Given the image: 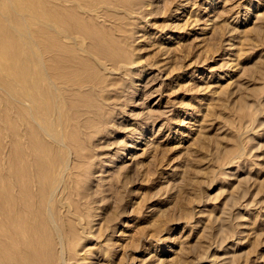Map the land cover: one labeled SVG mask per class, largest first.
Listing matches in <instances>:
<instances>
[{
  "label": "rangeland",
  "instance_id": "rangeland-1",
  "mask_svg": "<svg viewBox=\"0 0 264 264\" xmlns=\"http://www.w3.org/2000/svg\"><path fill=\"white\" fill-rule=\"evenodd\" d=\"M0 1H2L0 2V16L3 15L0 18L2 21H0V26H5V29L8 27L12 33L14 32V36L21 38L20 42L18 38V43L23 48L20 50L19 56L15 58L16 60L13 61L15 62L13 67H20L22 63L23 66L28 65L26 67L28 82L35 80L34 84L37 83L35 89L34 84L30 87L34 97L29 85L24 86L20 78V84L18 83L19 80L17 81L18 78L13 72L11 63L14 59H11L12 57L6 53L8 50L4 48L7 51H0V53L2 52L0 54L2 65H0V77L3 73V78H0L2 80H0V136L3 134L0 137V141L3 139L0 142V158H3L2 161L0 159L3 162V165L0 162V172L2 174L4 171V174L9 173L13 179L11 180L7 175L10 180L8 179L6 184L9 186L13 184L10 189L8 185L4 186L6 177L3 176L4 174H0L3 176H0L2 184L4 183L0 186L10 189L11 194H8L9 191H6L4 187H0V192L2 191V194L0 193L2 196H0V214L2 212L0 222L2 224L0 226L4 229V232H1L3 229L0 227V234H7H2L5 236L0 239L2 238L4 241H0L2 243L6 241L11 249L10 251L7 244L8 249H3L6 248L5 245L0 244L3 246L0 254H5L0 257H6L8 251L14 254L19 250L15 253V257L19 253L17 258L14 255L12 257L9 252L12 257L10 264H13L16 259L20 261L19 264L24 262L26 264V260L30 263L35 256L41 261L40 264H48L46 262L49 260L51 264L55 263V260L59 264H64V262H66L65 264H264V0H129L131 2L117 0L125 4L128 3V6L136 9L133 12V17L127 16V19L124 17L118 21L120 22V31L116 29L113 31L114 33L108 19L101 17L95 20L99 24L106 25V28H102L103 34L105 29L111 30L107 38L110 44L101 42L102 39L98 35L96 38L94 35V37L88 38L79 34L78 31L81 29L77 30L79 26L75 25V22L79 21L78 14L77 17H73V20L70 19L71 25L73 22L74 26H72L74 29L76 28L77 40L72 38L69 40L64 35L62 37L65 41H61V37V42L57 39V43L64 46L65 49L66 45H69L70 48L72 45H78L72 48L74 50L69 51L68 47L66 52L64 49L66 56L76 49L75 53L72 52L71 56H68L72 60L65 56L57 43L52 44L48 41L52 37L53 39L57 38L56 29L46 28L39 19L29 14V10H27L28 12L24 11L23 14L10 13L9 8L17 6V2L14 0ZM135 1L139 4L134 5ZM49 6L48 3L47 15L52 16L54 9ZM50 8H52V12ZM24 13H28L31 18ZM82 16H84L83 19ZM75 17L78 20L74 19ZM80 17L83 23L90 18L85 15ZM46 20L48 21L47 18H45ZM22 21L25 23V30H28L29 35L21 36L18 33L16 28L23 29L22 26L19 27L22 25ZM89 21L91 22L93 19L91 18ZM38 23L39 26H44L48 30H46L47 33L45 31H41V34L37 33L39 31ZM34 30L36 32H32ZM52 31L55 32V36H52L54 35ZM35 33L36 36L39 34L38 41ZM45 37L49 39L47 40ZM97 38L99 40H96ZM0 39H3L1 34ZM43 39L45 43L50 44L49 46H55L56 50H52L53 52L56 51V54L60 52L61 56L66 57V61L69 59L70 63L63 60V57L61 59L60 54L54 53V55L52 52H47L48 45H45ZM77 41L79 42L76 43ZM38 42L41 43V46ZM52 42H56V40H52ZM90 42L93 45L95 42L97 43L94 47L95 50L98 49L95 54L86 52L92 45H87ZM43 45L47 46L45 47L47 53L43 52ZM100 45L102 49H100ZM105 45L108 48L106 50ZM77 52L81 54H77ZM103 52H108V54L104 55ZM23 54H25V61L23 59L25 63L21 59ZM31 54L35 55L32 57ZM79 54L83 55L82 57H85L86 61L84 59L79 61L80 56L77 58ZM2 55L3 61H1ZM51 56L54 59H50ZM55 56L57 58L60 56L58 61ZM104 56L106 58H102ZM27 57L29 58L26 59ZM29 59L31 60L29 61ZM76 60L85 67L87 72L83 69L84 67L81 70L82 66L80 67ZM27 61L32 63L30 64L32 66L29 67ZM19 62L21 65H18ZM71 62L73 67H71ZM91 63H93L94 69H91L93 67ZM77 65L80 68L78 70L76 69ZM74 66L76 67L74 68ZM42 67L44 68L42 69ZM86 67H90V71ZM16 68L15 70H17ZM72 69L78 77L74 76ZM80 70H84L87 74L84 75V72L80 74ZM92 70L95 71L92 73ZM102 71H104V75ZM38 73H41V78L40 75H36ZM105 73H108V76ZM47 74H49V79ZM64 76L67 77V81ZM68 76L70 79L73 77L75 82ZM6 77L12 85L4 86V83L7 82L4 79ZM81 77H86V80L84 78L80 80ZM38 78L43 84L37 80ZM62 79L67 84L69 82L71 84L69 83L68 86ZM101 79L105 81L100 83ZM111 79H116V81ZM81 81L84 83L82 84ZM97 81L99 84L96 83ZM13 83L20 92L28 87L29 91L24 90L27 93L22 95L24 101L21 100L22 92H18L16 88L13 89ZM16 83L19 85L17 86ZM5 87L12 89H4ZM11 92L14 98L11 96ZM26 94L29 96L31 94L30 97H27L28 99L26 98L28 102L24 99ZM11 99L13 102L16 100L17 108L14 107ZM49 100L52 101L49 102ZM27 104L29 106H26ZM51 104L54 105L55 112ZM19 105L21 108H24L23 105H25L26 109H20ZM6 107H10V109ZM27 107L33 109L30 112L32 118L29 116V111L26 113ZM58 107L60 110L57 109ZM29 108L28 110H30ZM18 109L21 110V113ZM5 110H10L11 113ZM5 113L6 115H4ZM22 113L27 117L22 116ZM51 113H53L52 117ZM48 115L50 118L47 117ZM6 116L9 120L13 118L18 123L16 124L12 119L13 121L10 120V122L12 121L14 125L9 127L10 122ZM21 116L24 119L29 118L30 121L27 119L29 124L26 122V125ZM16 127L20 133H24L22 138L21 135L20 138H17L19 133L12 134L15 133ZM32 130L34 132H31ZM29 132L32 135L28 134ZM47 132L52 133V136ZM33 133H35V137L32 138ZM15 138L18 139L16 140L18 143L15 142ZM39 138H42L41 141L44 140L42 142L45 144H41V141L39 143ZM21 139L26 146L22 144ZM19 140L22 143H19ZM12 141L16 148L22 144V148H20L21 145L18 147L21 152L17 150L18 148L9 147ZM4 142L6 143L4 144ZM38 143L40 146L43 145L42 149L46 158L43 155L40 156L39 152L42 150ZM33 146L37 147L36 149L39 147L37 154V150L35 149L34 152ZM9 148L12 150L10 151ZM47 148L50 149L47 150ZM23 149L25 150L23 151ZM45 149L47 153L44 151ZM18 151L20 156L25 153L24 157L22 156L23 159L16 155ZM10 153L12 156L9 158ZM13 153H16L15 157L22 160L14 158ZM38 156L41 157L39 158L42 159V162H38L40 160ZM49 157H51L50 160ZM6 159L12 161L13 164L9 163L12 168L19 161L17 167H22L21 169L14 167L17 168L15 170L19 169V173L23 169L29 175L28 178L32 176L31 180L34 182L30 178L28 179L25 173V175L22 174L23 170L19 174L14 173ZM23 160L30 162V165ZM51 160H54V163L58 160L56 167H54V163L49 166ZM24 165L31 166V169L28 167L30 171ZM37 165L39 170H37ZM41 165L45 167L41 168ZM57 167L58 169H55ZM43 169L46 171L45 174L42 172L39 174L40 171H44ZM47 169L50 171L51 174L48 172L50 175L47 173ZM35 171H38L36 172L37 176ZM62 173L65 177L61 176ZM18 175H21V178ZM22 175H24L25 183ZM39 175L43 178L40 181ZM15 178L20 180L23 178L22 183L18 179V185ZM41 181L42 185H46L48 188L40 186ZM23 183V187L20 186ZM31 184L32 186H30ZM25 185H28L27 188L29 187L30 190H28L31 193L28 192ZM38 185L40 188L37 189ZM18 186L22 188L20 189L23 194L18 190ZM43 187L49 189L47 192L49 194ZM23 188L25 189L23 190ZM41 188L45 192L40 191ZM11 190L14 192L12 193ZM37 191L44 193V196L41 193L42 196H39ZM32 192L35 193L36 199ZM7 194L10 195V199ZM20 195L28 196V200L21 199ZM40 197L41 200L44 197V200L46 202L48 200V202L41 201ZM11 199L13 201H10ZM32 199L35 201L30 203ZM23 200L25 202L27 200V202L25 203ZM13 202H16L13 204L14 207L11 206ZM37 202L38 204H36ZM41 203L49 208L45 207L44 209ZM48 203L49 206H47ZM51 203L53 204L51 205ZM20 207H23L22 210L25 209V213L21 212ZM28 207H32L33 214L38 217L31 216L32 213H29L31 208L27 212ZM14 208L20 209L13 210ZM41 208L42 210H39ZM18 210H21L22 216L20 212L15 214V211ZM38 211L39 213H37ZM40 211H43L42 214ZM7 214L8 216H5ZM19 215L22 218L25 216L23 219L26 221L21 220ZM41 215L43 218L39 217ZM59 217L64 223L58 220ZM28 218L33 221L30 219L28 221ZM39 218L45 221L44 224H42V220L40 222ZM18 219L20 223L28 221L25 223L27 225L23 224V226L32 229L38 227L41 235L46 233L42 236L43 239L40 237L41 235L38 236L40 233H36L39 230L36 229L37 231L33 232L35 229L27 228V230L20 227L23 222L18 228L16 226L19 224ZM49 221L51 225H49ZM67 222L68 224H66ZM31 223L33 227H31ZM34 224L38 226L36 227ZM42 226L46 231L42 230ZM54 228L57 230L56 237L54 232H51L54 231ZM18 229H20L19 232L26 230L24 233H19ZM74 232L76 233L74 234ZM71 233L74 234V237L71 236ZM73 238L76 243H73ZM53 239H56L55 242ZM33 240H36L38 244ZM41 240H43L44 244H41L44 246L39 244ZM50 240L52 241L50 242ZM66 243L71 244L69 246ZM19 244L23 249L17 247ZM36 244L39 247L38 250ZM49 244L52 245V249H49ZM61 246L65 249H61ZM66 246H69L71 250L69 247L66 249ZM47 247L50 253H47L49 251ZM39 249H41V254H39ZM4 250L6 253L3 252ZM23 250L26 252L28 250L27 253L30 251V254L35 251L36 255L33 256L34 253L28 255L25 252L30 257L25 254L23 256L21 253L24 252ZM45 250L48 251L44 253ZM55 253L57 258H55ZM45 254H48V257ZM44 255L49 259H46V262L43 258ZM52 257L53 262H51ZM6 259L8 261L11 258ZM6 259L0 258V261L3 260L6 263Z\"/></svg>",
  "mask_w": 264,
  "mask_h": 264
},
{
  "label": "bare ground",
  "instance_id": "bare-ground-1",
  "mask_svg": "<svg viewBox=\"0 0 264 264\" xmlns=\"http://www.w3.org/2000/svg\"><path fill=\"white\" fill-rule=\"evenodd\" d=\"M9 1H11V0H9ZM113 1H115V0H14V2H17V6H16V7H15V6H11V7L9 8V10H10V13H12V12L14 13V12H15V13H19V14H21V13L23 14L24 11L29 10V11H30L29 14H30L32 17H34V18H36V19H39V20L41 21V23L44 24V25L46 26V28H48V29H56V30H55V31H56V34H57V35H56V36H57L56 39H55V38L53 39V37H52L50 40H48L49 38L47 39V38L45 37V39H47V40H48L50 43H52V44H53V43H57L58 40L60 41V38H61L62 36H64V35H65V37H68L69 40H70V38H72V39H74V40H77V37L75 36L76 28H75V29L73 28V26H74L73 24H74V23L72 22V25H73V26L71 25V20H73V17H74V16L77 17V14H78V17H77V18L79 19V21H78V23H76V22H77V21H76V22H75V25L79 26V28H77V30L81 29V31H78V33L80 32L79 34H82V35H84V36H86V37H88V38H89V37L92 38L93 35H94L95 38H96V36L98 35V37H101V39H102V41L100 40L101 42H103V43H105V42L109 43L110 41L107 40V38H108V36H109L111 30H110V29H105V30H104V34H105V35H104V34H103V31H102V28H106V27H105L106 25L104 26V24H99V23H97L95 20L98 19V18H101V17H102V18H106V19H108V20L110 21V23H111V25H112V32H113L114 30H116V29H117L118 31H120V30H119V29H120V26H119V23H120V22H118V21H119L120 19L124 18V17H126V19H127V16H128V17L130 16V18L133 17V16H132V15H133V12H135L134 10L136 9V8H135V9L132 8L131 6H128V5H127L128 3L125 4L124 2H121V1L118 2L117 0H116V2H113ZM122 1H123V0H122ZM128 1H129V0H128ZM128 1L126 0V2H128ZM0 2H2V1H0ZM12 2H13V1H12ZM12 2H11V3H12ZM129 2H131V1H129ZM48 3H49V5H50L49 7H53V9H54L52 16L47 15V11H49V10H48ZM71 3H73V4H71ZM136 3H138V2L135 1V4H134V5H136ZM130 4L132 5V3H130ZM138 4H139V3H138ZM182 4H184V3H182ZM52 5H53V6H52ZM67 5H68V6H67ZM134 5H133V6H134ZM130 7H131V8H130ZM51 9H52V8H50V10H51ZM78 9H79V10H78ZM80 9H81V10H80ZM139 9L141 10V7H140ZM46 10H47V11H46ZM142 10H143V9H142ZM78 11H81V12H78ZM0 12H1V11H0ZM27 12H28V11H27ZM51 12H52V10H51ZM137 12H138V10H137ZM79 13H83V14H80V15H79ZM24 14H25V13H24ZM29 14L26 13L25 15L29 16ZM136 14H137V13H136ZM141 14H142V13H141ZM50 15H51V14H50ZM81 15H85V16H87V17H90V18H88L89 20H91V18H92V19H93V21H91L92 23H91L89 20H87V19H86L87 21H84V23H83V20H80V18H81L80 16H81ZM137 15H138V14H137ZM45 16H46V17H45ZM2 17H3V15H2ZM2 17L0 16V18H2ZM29 17H30V16H29ZM44 17L47 18L48 21H47V20L45 21V18H44ZM76 17H75L74 19H77ZM79 17H80V18H79ZM83 17H84V16H82V19H83ZM107 17H108V18H107ZM4 18H5V16H4ZM30 18H31V17H30ZM137 18H138V17H137ZM70 19H71V20H70ZM78 19H77V20H78ZM2 20H4V19H2ZM15 20H16V19H15ZM0 21H1V19H0ZM69 21H70V22H69ZM81 21H82V22H81ZM94 21H95V22H94ZM121 21H124V20H121ZM125 21L127 22V21H129V20H125ZM1 22H2V21H1ZM22 22H23V21H22ZM36 22H37V21H36ZM99 22H100V21H99ZM101 22H102V21H101ZM3 23H4V22H3ZM27 23H28V22H27ZM102 23H103V22H102ZM128 23H129V22H128ZM32 24H33V23H32ZM78 24H79V25H78ZM126 24H127V23H126ZM126 24H124V25L126 26ZM24 25H25V23L23 22L22 25L19 26V27L22 26V28H23L22 30H21L20 28H16V29L19 31L18 33L21 34V36L24 35V34H25L24 36H26V34L29 35L28 30H25V27H26V26H24ZM37 25H38V27H37V26H36V27L39 29V31H38V29L36 30V28H34L36 31H38L37 33L41 34V31H43V32L45 31V32H46L47 29H45L44 26H43V27L39 26V25H40L39 23H38ZM120 25H121V24H120ZM122 25H123V24H122ZM132 25H135V24L132 23ZM138 25H139V24H138ZM31 26H32V25H31ZM34 26H35V25H34ZM27 27H28V26H27ZM39 27H40L41 29H40ZM128 27H129V25H128ZM138 27H139V26H138ZM58 28H60V29H58ZM123 28H124V26H123ZM8 29H9L8 27L5 29V26H3V27L0 26V34H1L2 38H3V39H0V42H1V44H0V51L2 50V51L4 52V51H7V50H8V52H6V53L9 54L10 57H12L11 59H14V60L11 61V63H12V67H13V63H15V62H13V61L16 60L15 58H17V57L19 56L20 50H22L23 48H22L21 45L18 43V38H19V37H18V36H14V32L12 33V31H11L10 29H9V30H8ZM11 29H13V28L11 27ZM27 29H28V28H27ZM30 29H32V28H30ZM125 29H128V28H125ZM35 30L32 31V32H36ZM106 30H107V31H106ZM128 30H129V29H128ZM8 31H10V33H8ZM47 31H48V30H47ZM101 31H102V32H101ZM26 32H27V33H26ZM49 32H50V31H49ZM49 32H48V33H49ZM125 32H126V30H125ZM11 33H12L13 35H12ZM16 33H17V32H16ZM46 33H47V32H46ZM46 33H45V34H46ZM52 33H53V31H52ZM52 33H49V34H52ZM108 33H109V34H108ZM113 33H114V32H113ZM9 34L11 35V37H10ZM33 34H34V33H33ZM39 34H37V36H36V33H35V36H36V38H37V41H38V35H39ZM42 34H44V33H42ZM53 34H54V35H52V36H55V32H54ZM120 34H121V33H120ZM125 34H126V33H125ZM127 34H128V32H127ZM30 35H31V34H30ZM116 35H118V34H116ZM40 36H45V35H40ZM40 36H39V38L42 39V37H40ZM80 36H81V35H80ZM94 36H93V37H94ZM14 37H16V38H14ZM31 37H32V35H31ZM47 37H48V35H47ZM110 37H111V36H110ZM124 37H125V36H124ZM81 38H82V37H81ZM20 39H21V38H19V42L21 41ZM57 39H58V40H57ZM72 39H71V41H73ZM52 40H54V41L56 40V42H52ZM62 40H63V42L65 41V40L63 39V37H62L61 41H62ZM96 40H99V38H97ZM118 40H119V39H118ZM126 40H127V39H126ZM26 41H29V40H26ZM42 41L44 42V39H43ZM61 41H60V42H61ZM67 41H68V40H67ZM71 41H69V42L71 43ZM79 41H80V40H79ZM79 41H77L76 43H78ZM90 41H92V40H90ZM23 42H24V41H23ZM39 42H41V41H39ZM39 42H38V43H39ZM73 42H74V41H73ZM81 42H82V41H81ZM31 43H32V42H31ZM41 43H42V42H41ZM41 43H39L40 46H41ZM44 43H45V42H44ZM66 43H67V42H66ZM84 43H85V42H84ZM97 43H98V44H101L99 41H97ZM97 43L95 42L94 44L97 45ZM107 43H106V44H107ZM116 43H117V42H116ZM124 43H125V42H124ZM126 43H127V42H126ZM33 44H34V43H33ZM46 44H47V43H45V45H46ZM74 44H75V42H74ZM79 44H80V43H79ZM90 44L93 45L92 42L88 43L87 45H90ZM109 44H110V43H109ZM109 44H107V45H109ZM128 44H129V43H128ZM47 45H48V47L43 45V46H44V49L42 48V49H43V52H44L45 49H46L45 47H47V52L49 51V52H52L53 54H54V53L56 54V51L53 52L54 50H56V49H54L55 46H54V47H53V45L49 46L50 44H47ZM57 45L60 46L59 43H57ZM92 45H91V47H89V49H88L86 52L89 51L90 53L95 54V51L98 50V49L96 48V50H95L94 47H96V46L93 45V47H92ZM101 45H102V44H101ZM101 45H100V47H101ZM116 45H117V44H116ZM23 46H24V45H23ZM33 46H34V45H33ZM35 46H36V44H35ZM43 46H42V47H43ZM75 46H76V45H74V46L72 45V47L70 48L69 45H68V46L66 45V46H65V47H67L66 49L64 48V46H60V49L62 50V52H64V49H65V51L67 52L68 47L70 48V49H69V51H70V50H71L72 48H74ZM77 46H78V45H77ZM77 46H76V47H77ZM81 46H82V45H81ZM129 46H131V45H129ZM19 47H21V48H19ZM27 47H28V45H27ZM56 47H57V46H56ZM62 47H63V49H62ZM97 47H98V46H97ZM108 47H109V46H108ZM120 47H121V46H120ZM4 48H6L7 50L4 49ZM28 48H29V50H30V47H28ZM31 48H32V47H31ZM57 48H58V47H57ZM104 48H105V50L108 49L106 45H105ZM114 48H115V47H114ZM125 48H127V47L125 46ZM34 49H35V48H34ZM42 49H41V50H42ZM58 49H59V48H58ZM58 49H57V50H58ZM60 49H59V50H60ZM80 49H81V48H80ZM80 49H79V50H80ZM93 49H94V50H93ZM100 49H102V47H101ZM24 50L26 51L27 49H24ZM29 50H27V51H29ZM36 50H38V49H36ZM52 50H53V51H52ZM59 50H58V52H59ZM72 50H74V49H72ZM83 50H84V49H83ZM105 50H104V51H105ZM116 50H118L117 47H116ZM30 51H31V50H30ZM30 51H29V52H30ZM69 51H68V52H69ZM75 51H76V49H75ZM75 51H72V52L75 53ZM84 51H85V50H84ZM102 51H103V50H102ZM107 51H108V50H107ZM111 51H113V50H111ZM121 51H123V50L121 49ZM23 52H24V51H23ZM32 52L35 53L34 51H32ZM32 52H31V53H32ZM36 52H37V51H36ZM47 52L45 51V53H47ZM66 52H64V53H65V56H66ZM72 52L69 53L70 56H71V53H72ZM109 52H110V51H109ZM1 53H2V52H1ZM1 53H0V54H1ZM26 53H27V52H26ZM78 53H80V52H77V54H78ZM100 53H101V52H100ZM103 53H104V52H103ZM103 53H102V54H103ZM106 53L108 54V52H106ZM106 53H104V55H106ZM122 53H123V52H122ZM21 54H22V52H21ZM21 54H20V56H21ZM55 54H54V55H55ZM57 54L59 55L60 52L57 53ZM57 54H56V55H57ZM80 54H81V53H80ZM80 54L77 55V58H78V56H80L82 59L79 57L78 60H79V61H83V59H84L85 57L83 58V57H82L83 55L81 56ZM110 54H111V52H110ZM23 55H24V56H23ZM23 55H22V57H21L22 61H23V59H24V57H25V54H23ZM31 55H32V57H33V55H35V54H31ZM61 55H62V54H60V56H61ZM69 55H67L66 57L71 59V57H68ZM74 55H75V54H74ZM99 55H101V54H99ZM115 55H116V54H115ZM5 56H6V55H5ZM28 56H29V55H28ZM45 56H46V55H45ZM49 56H50V55H49ZM60 56H58V58H60ZM85 56H86V55H85ZM89 56H90V55H89ZM34 57H35V56H34ZM42 57H43V56H42ZM55 57H56V56H55ZM62 57H63V60H65L66 57L64 58V56H61V59H62ZM75 57H76V56H75ZM75 57H74V58H75ZM86 57H87V56H86ZM115 57H116V56H115ZM2 58H4L3 55H2V57H1V61H3ZM8 58H9V57H8ZM28 58H29V57H27L26 59H28ZM36 58H37V57H36ZM46 58H47V57H46ZM46 58H45V60H47ZM56 58H57V57H56ZM56 58H55V59H56ZM58 58H57V61H58ZM102 58H106V57L104 56V57H102ZM107 58H108V57H107ZM6 59H7V58L5 57V60H6ZM9 59H10V58H9ZM9 59H8V60H9ZM31 59H32V58H31ZM31 59H29V61H30ZM33 59H34V58H33ZM37 59H38V58H37ZM50 59H54V58H52V56H51ZM87 59H89V58H87ZM93 59H95V57H93ZM43 60H44V59H43ZM59 60H60V59H59ZM71 60H72V59H71ZM84 60L86 61V59H84ZM90 60H91V59H90ZM107 60H108V59H107ZM109 60H110V58H109ZM117 60H118V59H117ZM6 61H7V60H6ZM22 61H21V62H22ZM24 61H25V59H24ZM24 61H23V62H24ZM35 61H38V60H35ZM35 61H33V62L36 63ZM39 61H40V60H39ZM47 61H48V60H47ZM51 61H52V60H51ZM65 61H66V60H65ZM65 61H64V62H65ZM73 61H74V59H73ZM73 61H72V62H73ZM85 61H84V63L88 65V63L85 62ZM87 61H88V60H87ZM114 61H115V60H114ZM7 62H8V61H7ZM7 62H6V64H7ZM27 62H28V61H27ZM60 62H61V61H60ZM62 62H63V61H62ZM62 62H61V63H62ZM66 62L70 63V62H69V59H68ZM72 62H71V63H72ZM76 62H78V61L76 60ZM92 62H94V61L92 60ZM16 63H17V62H16ZM24 63H25V62H24ZM46 63H47V62H46ZM56 63H57V62H56ZM74 63H75V62H74ZM78 63H79V66L81 67L82 64L80 65V62H78ZM78 63H77V64H78ZM82 63H83V62H82ZM84 63H83V64H84ZM89 63H90V62H89ZM102 63H103V61H102ZM112 63H113V62H112ZM28 64H29V67L32 66V65H30V64H32V63L28 62ZM51 64H52V63H51ZM57 64H58V63H57ZM75 64H76V63H75ZM92 64H93V63H91V65H92ZM95 64H97V63L95 62ZM114 64H115V63H114ZM0 65H1V63H0ZM3 65H4V64H3ZM16 65H17V64H16ZM18 65H21L20 62H19ZM18 65H17V66H18ZM46 65H47V64H46ZM87 65H86V66H87ZM1 66H2V65H1ZM27 66H28V65H27ZM27 66H26V65L23 66V63H22V65H21L20 67H17V68H16V66H15V68H16L17 70H15V68L13 67L14 71H13V70H12V71L14 72V74H16V76H17V78H18L17 81L19 80L18 83L20 84V79H21V83L24 84V86H25V85H26V86L29 85V89L31 90L30 87L33 86L35 80H31V81H33V82H31V81L28 82V73L26 74V67H27ZM38 66H40V65L38 64ZM38 66L36 65V69H37ZM55 66H56V65H55ZM57 66H58V65H57ZM60 66H61V65H60ZM62 66H64V65H62ZM65 66H69V65H66V64H65ZM77 66H78V65H77ZM79 66H78V68H76L77 70L80 69ZM92 66H93V67H91V69H92V68L94 69V65H92ZM116 66H118V65H116ZM5 67H6V66H5ZM29 67H28V69H29ZM33 67L35 68V65H34ZM52 67H53V66H52ZM69 67H70V66H69ZM71 67H73V63H72V65H71ZM75 67H76V66H74V68H75ZM83 67H84V66L81 67V70H82ZM100 67H101V66H100ZM104 67H105V66H104ZM104 67H103V68H104ZM109 67H110V66H109ZM124 67H125V66H124ZM9 68H10V66H9ZM34 68H33V69H34ZM39 68L41 69V67H39ZM43 68H44V67H42V69H43ZM60 68H61V67H60ZM64 68H66V67H64ZM86 68H87V67H86ZM89 68H90V67H88L87 70H88ZM110 68H112V67H110ZM118 68H120V67H118ZM7 69H8V66H7ZM18 69H19V70H18ZM45 69H46V68H45ZM55 69H56V68H55ZM58 69H59V68H58ZM61 69H62V68H61ZM83 69L86 71L85 67H84ZM65 70H66V69H65ZM81 70H80V74H81L82 72H84V70H83V71H81ZM95 70H96V69H95ZM95 70H92L91 72L93 73ZM103 70H104V69H103ZM9 71H11V70H9ZM33 71L35 72V70H33ZM51 71H52V70H51ZM56 71H57V70H56ZM73 71H74V70L72 69V73L74 74ZM89 71H90V69H89ZM108 71H109V70H108ZM7 72H8V71H7ZM30 72H31V71H30ZM34 72H33V73H34ZM66 72H67V71H66ZM68 72H69V70H68ZM68 72H67V73H68ZM75 72H76V71H75ZM86 72H87V71H86ZM91 72H90V73H91ZM98 72H100V71L98 70ZM117 72H119V71H117ZM117 72H116V73H117ZM9 73H10V72H9ZM35 73H36V72H35ZM35 73H34V74H35ZM56 73H57V72H56ZM58 73H59V72H58ZM78 73H79V72H78ZM90 73H88V74L90 75ZM92 73H91V75H92ZM102 73H103V75H104V71H102ZM102 73H101V74H102ZM10 74H12V73H10ZM45 74H46V72H45ZM60 74H61V73H60ZM62 74H63V72H62ZM62 74H61V75H62ZM70 74H71V73H70ZM86 74H87V73H86ZM86 74H85V72H84V75H86ZM105 74H106V73H105ZM7 75H8V74H7ZM12 75H13V74H12ZM12 75H11V77H12ZM30 75L32 76V73H31ZM36 75H40V78H41V73H40V74L38 73V74H36ZM43 75H44V74H43ZM51 75H52V74H51ZM61 75H60V76H61ZM75 75L77 76V74H74V76H75ZM82 75H83V74H82ZM94 75H95V74H94ZM103 75H102V76H103ZM106 75L108 76V73H107ZM106 75H105V76H106ZM2 76H3V73H2ZM2 76L0 77L1 79L3 78ZM4 76H6V75H4ZM9 76H10V75H9ZM14 76H15V75H14ZM47 76H48L47 78L49 79V74H47ZM56 76H57V75H56ZM62 76H63V75H62ZM80 76H81V75H80ZM100 76H101V75H100ZM114 76H115V75H114ZM34 77L37 78L38 76H37V77L34 76ZM64 77H65V76H64ZM77 77H78V76H77ZM98 77H99V75H98ZM14 78H16V77H14ZM19 78H20V79H19ZM31 78H33V77H31ZM40 78H38L37 80H40ZM60 78H61V77H60ZM60 78H59V80H60ZM62 78H63V77H62ZM66 78H67V77H65L64 79H66ZM68 78H69V76H68ZM72 78H73V77H71V79H72ZM83 78H84V77H81L80 80H82ZM87 78H88V77H87ZM100 78H101V77H100ZM100 78H98V79H100ZM114 78H115V77H114ZM1 79H0V80H1ZM4 79L7 80L8 78L6 77V78H4ZM4 79H3V80H4ZM9 79H10V78H9ZM11 79L14 80L13 78H11ZM50 79H51V77H50ZM64 79H62V80H63L64 83H65L68 79H66V81H65ZM69 79H70V78H69ZM71 79H70V80H71ZM76 79H77V78H76ZM84 79L86 80V77H85ZM91 79H92V77H91ZM29 80H30V79H29ZM101 80H102V79H101ZM106 80H108V79H106ZM111 80L116 81V79H115V80H114V79H111ZM1 81H2V80H1ZM8 81H9V83H8ZM17 81H16V82H17ZM49 81H50L51 83H53L51 80H49ZM72 81L75 82V79H74V80L72 79ZM88 81H89V79H88ZM94 81H96V80H94ZM99 81H100V80H99ZM99 81H97L96 83H98ZM104 81H105V80H102L100 83H102V82H104ZM4 82H6V81H4ZM10 82H11L10 80H7V82L4 83V86H7L6 84L9 85ZM30 82L32 83V85L30 84ZM40 82H41V84H43L41 80H40ZM46 82H47V81H46ZM46 82H45V83H46ZM56 82H57V81H56ZM77 82H78V80H77ZM85 82H86V81H85ZM110 82H112V81H110ZM110 82H109V83H110ZM1 83H2V82H1ZM14 83H15V81H14ZM14 83H13V85H14ZM18 83H16L17 86L19 85ZM57 83H58V82H57ZM60 83H61V82H60ZM62 83H63V82H62ZM69 83L71 84V82H69ZM69 83L67 84V82H66V84H67L68 86H69ZM81 83L83 84L84 82L81 81ZM109 83H108V84H109ZM113 83H114V82H113ZM74 84H75V83H74ZM98 84H99V83H98ZM105 84H106V83H105ZM10 85H12V84H10ZM10 85H9V86H10ZM14 86H15V85H14ZM14 86H12L13 89L16 88V86H15V87H14ZM35 86L37 87V83L34 84V86H33L34 89H35ZM71 86H72V85H71ZM97 86H98V85H97ZM103 86H104V88H105V85H103ZM19 87L21 88V87H23V86H19ZM43 87H44V86H43ZM47 87H48V86H47ZM64 87H65V86H64ZM106 87H107V85H106ZM6 88H7L8 90H9V89H12L11 87H10V88L5 87L4 89H6ZM40 88H41V86H40ZM76 88H77V87H76ZM107 88H108V87H107ZM4 89H3V90H4ZM17 89H18V88H16V90H17ZM22 89H23V88H22ZM22 89H20V90H22ZM27 89H28V87H27L26 89H23V91H21V92H22V94H20V95H21V100H22V98H23L22 95H23V94L25 95V92H26V91H27V92L29 91V90H27ZM42 89H43V88H42ZM67 89H68V87H67ZM24 90H26V91L24 92ZM39 90H41V89H39ZM4 91L6 92V90H4ZM11 91H12V90H11ZM14 91H15V90H14ZM17 91L20 92L19 89H18ZM31 91H32V93H33V90H31ZM34 91H35V90H34ZM37 91H38V90H37ZM53 91H54V90H53ZM62 91H63V89H62ZM12 92H13V91H12ZM12 92H11V96H12ZM21 92H20V93H21ZM23 92H24V93H23ZM27 92H26V93H27ZM49 92H50V91H49ZM55 92H56V91H55ZM58 92H59V91H58ZM6 93L9 94L8 91H7ZM14 93H15V92H14ZM29 93H30V92H29ZM32 93H31V94H32ZM43 93H44V92H43ZM16 94H17V93H16ZM31 94H30V96H31ZM58 94H59V93H58ZM9 95H10V94H9ZM13 95H14V94H13ZM43 95H44V94H43ZM28 96H29V95L26 94V97H24V99H26ZM30 96H29V97H30ZM32 96H34V93L32 94ZM45 96H46V95H45ZM45 96H44V97H45ZM56 96H57V95H56ZM56 96H55V98H56ZM12 97H13V96H12ZM15 97H16V96H15ZM34 97H35V96H34ZM36 97H38V96H36ZM4 98H6V97H4ZM13 98H14V97H13ZM17 98H18V97H17ZM19 98H20V96H19ZM50 98H51V97H50ZM6 99H7V98H6ZM27 99H28V98H27ZM27 99H26V101H27ZM30 99H31V98H30ZM14 100H15V99H14ZM52 100H53V99H52ZM52 100H51V101H52ZM15 101H16V100H15ZM15 101L13 102L12 99H11V102H13L14 105H15ZM17 101H18V100H17ZM22 101H24V100H22ZM30 101H32V100H30ZM51 101L49 100V102H51ZM55 101H56V100H55ZM6 102H7V101H6ZM19 102H21V101H19ZM27 102H28V101H27ZM34 102H35V101H34ZM53 102H54V100H53ZM29 103H30V102H29ZM54 103H56V102H54ZM54 103H53V104H54ZM22 104H24V103H22ZM22 104H21V105H22ZM46 104H47V103H46ZM53 104H51V105H53ZM56 104H57V103H56ZM34 105H35V104H34ZM34 105H33V106H34ZM26 106H29V105L27 104ZM11 107H12V106H11ZM14 107L17 108L16 105H15ZM23 107H24V108H21L20 105H19V108H20V109H26L25 105H23ZM53 107H54V105H53ZM56 107H57V106H56ZM6 108H7V107H6ZM28 108H29V107H27V112H26L25 110H22V111H25L26 113H28V111H29V116H30V112H31L33 109L31 110L32 107H30V108H29L30 110H28ZM51 108H52V106H51ZM51 108H50V110H51ZM7 109H10V107L7 108ZM52 109H53V108H52ZM57 109L60 110L59 107H58ZM14 110H15V109H14ZM14 110H13V111H14ZM5 111H7V110H5ZM18 111H20V113H21V110L18 109ZM35 111H36V110H35ZM45 111H46V110H45ZM51 111H52V110H51ZM53 111L55 112V107H54V110H53ZM7 112H10V110H8ZM7 112H6V113H7ZM15 112H17V111H15ZM25 112H23V113H25ZM48 112H49V111H48ZM54 112H53V113H54ZM56 112L58 113V111H56ZM6 113H5L4 115H6ZM10 113H11V112H10ZM23 113H22V114H23ZM34 113H35V112H34ZM53 113H51V117H52ZM45 114H46V113H45ZM48 114H49V113H48ZM10 115H11V114H10ZM24 115H25V114H23L22 116H24ZM33 115H34V114H33ZM61 115H62V114H61ZM61 115H60V117H61ZM15 116H16V115H15ZM22 116H21V119L23 118L22 120H25V123L27 122V123L29 124V122L27 121V119H28L29 121H30V119H29V118L24 119V117H25V116L27 117V115H25L24 117H22ZM29 116H28V117H29ZM10 117H12V116H10ZM26 117H25V118H26ZM30 117H31V116H30ZM47 117L50 118V115H48ZM6 118H7V116H6ZM31 118H32V117H31ZM45 118H46V117H45ZM7 119L9 120V118H7ZM12 119H13V118H11L10 120H12ZM52 119H53V118H52ZM8 120H7V121H8ZM10 120H9V122H10ZM13 120H14V119H13ZM13 120H12V121H13ZM36 120H37V119H36ZM49 120H51V119H49ZM12 121L10 122V126L8 125L9 127H12V126L14 125ZM53 121H54V120H53ZM9 122H8V123H9ZM14 122H15V120H14ZM23 122H24V121H23ZM35 122H36V121H35ZM35 122H34V123H35ZM15 123H16V122H15ZM17 123H18V122H17ZM17 123H16V124H17ZM19 123H21V122H19ZM27 123H26V125H27ZM50 123H51V122H50ZM52 123H53V122H52ZM12 124H13V125H12ZM21 124H22V123H21ZM11 125H12V126H11ZM22 125H23V124H22ZM32 125H33V124H32ZM52 125H53V124H52ZM19 126H20V125H19ZM19 126H18V128H19ZM20 127H21V126H20ZM34 127H35V126H34ZM45 127H46V126H45ZM14 128H15V126H14ZM14 128H13V129H14ZM13 129H12V130H13ZM19 129H20V128H19ZM19 129H18V130H19ZM31 129H32V128H31ZM31 129H30V130H31ZM34 129H35V128H34ZM46 129H47V127H46ZM46 129H45V130H46ZM18 130H17V127H16V131H17V132L14 130L15 133H12V134L19 133V137H17V138H20V135H21V138H22V136H23L22 134H24V133H22V132L20 133V130H19V132H18ZM37 130H38V129H37ZM10 131H11V130H10ZM35 131H36V130H35ZM12 132H13V131H12ZM27 132H28V131H27ZM31 132H34V131L32 130ZM36 133H37V132H36ZM47 133H49V132H47ZM0 134H1V133H0ZM10 134H11V133H10ZM28 134H31V133L29 132ZM28 134H27V135H28ZM33 134H34V136H32V138L35 137V133H33ZM39 134H41V133H39ZM42 134H43V133H42ZM49 134L51 135L52 133H49ZM2 135H3V134H2ZM2 135H1V136H2ZM31 135H32V134H31ZM31 135H30V136H31ZM1 136H0V137H1ZM10 136H12V135H10ZM40 136H41V135H40ZM42 136L44 137V135H42ZM51 136H52V135H51ZM27 137H28V136H27ZM37 137H38V136H37ZM43 137H42V138H43ZM54 137H55V136H54ZM17 138L14 139L16 143H18V141H16V140H18ZM30 138H31V137H30ZM42 138H39V139H40V140H38L39 143H40V141H41ZM12 139H13V138H12ZM36 139H37V138H36ZM2 140H3V139H1V141H2ZM14 140H13V141H14ZM21 140H22V139H21ZM21 140H19V141H20L19 143H22V142H23L22 144H24V145L26 146V144L24 143V141L22 140V142H21ZM34 140H35V138H34ZM1 141H0V142H1ZM8 141H10V140H8ZM13 141H12V144H13ZM30 141H31V139H30ZM42 141H44V140H42ZM42 141H41V142H42ZM35 142L37 143V141H35ZM5 143H6V142H4V144H5ZM31 143H33V142H31ZM39 143H38V145H39ZM64 143H65V142H64ZM64 143H62V144H64ZM0 144H1V143H0ZM9 144H10V142H9ZM12 144H10L9 147L13 146L14 148H16V147L14 146L15 144H13V145H12ZM22 144H19V146L21 145L20 148L23 147ZM34 144H35V143H34ZM34 144H32V145H34ZM41 144H45V143L42 142ZM17 145H18V144H17ZM35 145H36V144H35ZM0 146H1V145H0ZM4 146H5V145H4ZM19 146H18V147H19ZM39 146H40V145H39ZM42 146H43V145L40 146V147H41L40 149H41L42 152H43ZM13 147H12V148H13ZM18 147H17V148H18ZM33 147H34V146H33ZM44 147H45V145H44ZM48 147H49V146H48ZM0 148H1V147H0ZM17 148H16V149H17ZM24 148H25V147H24ZM36 148H37V147H34V152H35V149H36ZM9 149H10V151L12 150L11 148H9ZM16 149H15V150H16ZM38 149H39V147H38ZM38 149H36V150H37L36 154L38 153ZM48 149H50V148H47V150H48ZM0 150H1V149H0ZM13 150H14V149H13ZM17 150H19V148H18ZM24 150H25V149H23V151H24ZM10 151H8V152H10ZM19 151L21 152V150H19ZM19 151L17 152L18 154L13 153V154H14V155H13L14 158L17 157V156L15 157V154L20 156V154H19L20 152H19ZM44 151L46 152V149H45ZM50 151H51V150H50ZM50 151H49V152H50ZM1 152H2V151H1ZM14 152H15V151H14ZM42 152H39V153H40V156H41V155L45 156L44 152H43V153H42ZM51 152H52V151H51ZM53 152H54V151H53ZM11 153H12V152H11ZM11 153H10V155H8V157H9V156H12ZM41 153H42V154H41ZM46 153H47V152H46ZM7 154H8V153H7ZM23 154L25 155V153H23ZM23 154H22V156L24 157ZM36 154H35V155H36ZM49 154H50V153H49ZM1 155H2V154H1ZM38 155H39V154H38ZM22 156H20V157H22ZM36 156H37V155H36ZM40 156H38V159L41 158ZM43 156H42V157H43ZM23 157H22V159H23ZM32 157H33V154H32ZM39 157H40V158H39ZM9 158H10V157H9ZM11 158H12V157H11ZM14 158H12V159H14ZM17 158H18V160L21 159V158L19 159V157H17ZM17 158H16V159H17ZM45 158H46V156H45ZM50 158H51V157H49L48 159L50 160ZM0 159H1V161H2L3 158H0ZM12 159H11V160H12ZM22 159H21V160H22ZM24 159L26 160V157H25ZM38 159H37V160H38ZM48 159H47V161H48ZM6 160H7V159H6ZM14 160H15V159H14ZM25 160H23V161H24V162H28V161H25ZM28 160H29V159H28ZM1 161H0V162H1ZM7 161H8V160H7ZM15 161H16V160H15ZM43 161H45V160H43ZM47 161H46V162H47ZM51 161H52V160H51ZM53 161H54V160H53ZM53 161H52V162H49V163H50L49 166H51V163H54ZM56 161L58 162V160H56ZM10 162H11V164H13L12 161H8V164H9ZM38 162H42V159H40ZM57 162L54 163L55 166H54V165H52V166L56 167V163H57ZM2 163H3V162H1V164H2ZM16 163L19 165L20 162L18 161V162H16ZM29 163H30V162H28V165H30ZM47 163H48V162H47ZM17 164H16V166L14 165L13 168H12V165L10 166V164H9L8 166H10V169H11L12 171L14 170V173L16 172L17 174H19V173H21L22 170H23V169H22L21 172L18 173V171H20L19 169H21V167H22V166H21L22 163L20 164L21 167L18 166V167H19L18 171L15 170V169L18 168V167H17ZM23 164H25V163H23ZM66 164H67V160H66ZM2 165H3V164H2ZM26 165H27V163H26ZM26 165H24V167H26ZM57 165H58V164H57ZM41 166H42V165H41ZM43 166H44V165H43ZM43 166H42L41 168H44V167H45V166H44V167H43ZM65 166H66V165H65ZM14 167H17V168H14ZM28 167H30V169H31V166H27V167H26L27 170H29ZM37 167H38V165H37ZM2 168H3V166H2ZM59 168H60V167H59ZM64 168H65V167H64ZM67 168H68V167H67ZM67 168H66V169H67ZM10 169L8 168V170H10ZM49 169H51V168H49ZM55 169H58V167L55 168ZM62 169H63V168H62ZM66 169H65V170H66ZM4 170H5V168H4ZM37 170H39V167H38ZM43 170H44V171H40L39 174H40L41 172H42V174H43L44 172H46L45 169H43ZM29 171H30V170H29ZM51 171H52V169H51ZM53 171H54V169H53ZM4 172H5V171H4ZM4 172H3V174H4ZM36 172H38V171H35V173H36ZM48 172L50 173V171L47 169V173H48ZM57 172H58V170H57ZM65 172H66V171H65ZM24 173L26 174V176H27V178H28L29 175H27V173L23 170V173H22V174H24ZM28 173H29V172H28ZM31 173H32V172H31ZM47 173H46V174H47ZM49 173H48V174H49ZM55 173H56V171H55ZM0 174L3 175L2 172H0ZM17 174H16V175L14 174V175L17 176ZM25 174H24V175H25ZM44 174H45V173H44ZM50 174H51V173H50ZM50 174H49V175H50ZM53 174H54V172H53ZM58 174H59V173H58ZM1 175H0V176H1ZM7 175L10 176V178L12 177L9 173H8V174L5 173V174L3 175V176L6 177V178H5V179H6V182H5V185H4L5 187H6V185H8V184H6V183H7V180L9 179V177L7 178ZM14 175H13V176H14ZM24 175H22L23 178H24ZM31 175H32V174H31ZM35 175L37 176L38 174L36 173ZM55 175H56V174H55ZM3 176H1V177H3ZM20 176H21V175H18V177H20ZM39 176H40V175H39ZM39 176L36 177L37 180H38ZM44 176H45V175H44ZM44 176H43V177H44ZM61 176H64V177H65V175H63V173H62ZM61 176H59V177H61ZM66 176H67V175H66ZM31 177H32V176L29 177L30 180H31ZM45 177H46V178H49V176H47V175H46ZM20 178H21V177H20ZM23 178H22L21 180H23ZM29 178H28V179H29ZM18 179H19V178H18ZM18 179L15 178V180H17V183H18L19 181H20V183H22L21 180L19 179V181H18ZM36 179H35V180H36ZM41 179H43V178L40 176L39 181H40ZM50 179H51V178H50ZM67 179H68V177H67ZM1 180H2V179H0V185L2 184V181H1ZM9 180H10V179H9ZM9 180H8V181H9ZM11 180H13V179L11 178ZM45 180H47V179H45ZM59 180H60V178H59ZM23 181H24V183H25V178H24ZM27 181H28V180H27ZM31 181H32V180H31ZM31 181H30V182H31ZM32 182H34V181H32ZM43 182H44V180H43ZM9 183H10V182H9ZM11 183H12V182H11ZM11 183H10V184H11ZM24 183H23L22 185H20V186L23 187ZM38 183H39V182H38ZM40 183H41V185L39 184L40 186H44V185H42V181H41ZM58 183H59V181H58ZM58 183H57V184H58ZM65 183H66V181H65ZM3 184H4V183H3ZM3 184H2V185H3ZM43 184H44V183H43ZM45 184H48V183L45 182ZM61 184H63V183H61ZM61 184H60V185H61ZM68 184H69V183H68ZM11 185H13V184H11ZM11 185H10V186L8 185L9 188L11 187ZM18 185H19V183H18ZM33 185H35V184H33ZM39 185H38V186H39ZM69 185H70V184H69ZM4 186H3V187H4ZM8 186H7V187H8ZM27 186H28V185H27ZM27 186L25 185L26 189L28 190L29 187L27 188ZM30 186H32V184H31ZM40 186L37 187V189L40 188ZM63 186H64V184H63ZM63 186H61V187L63 188ZM0 187H2V186H0ZM3 187H2V188H3ZM5 187H4V188H5ZM14 187H15V185L13 186V189H14ZM18 187H19V186H18ZM44 187H45V188H48V187H46V185H45ZM44 187H43V189H45ZM68 187H69V186H68ZM20 188H21V187H19L18 190H20V192H21V189H22V188H21V189H20ZM32 188H33V187H32ZM49 188H50V187H49ZM5 189H6V191L8 190V188H5ZM10 189H11V188H10ZM10 189L8 190V191H9L8 194H10ZM24 189H25V188H23V190H24ZM33 189H34V188H33ZM43 189L41 188L40 191H43ZM0 190H1V188H0ZM3 190H4V189H3ZM23 190H22V191H23ZM29 190H30V189H29ZM29 190H28V192L31 193V191H29ZM45 190H46V193L49 191V189H48V190L45 189ZM6 191H5V192H6ZM40 191H37V194H38V192H39V194H40V193L42 194V192H40ZM60 191H61V190H60ZM60 191H59V192H60ZM1 192H2V191H1ZM1 192H0V193H1ZM11 192L13 193L14 191L11 190ZM17 192H18V191H17ZM24 192H25V191H24ZM43 192H45V191H43ZM3 193H4V192H3ZM21 193L23 194V192H21ZM32 193H33V192H32ZM54 193H55V192H54ZM1 194H2V193H1ZM8 194H7V195H8ZM24 194H25V193H24ZM27 194H28V193H27ZM34 194H35V193H33V197H34V199H36V197H35ZM41 194H40L39 196H42V195L44 196V193H43L42 195H41ZM47 194H49V193H47ZM57 194H58V193H57ZM64 194H65V193H64ZM10 195H11V194H10ZM10 195H8V196H9V199H10ZM28 195H30V194H28ZM52 195H53V194H52ZM67 195H68V194H67ZM0 196H1V195H0ZM12 196L15 197V195H12ZM47 196H48V195H47ZM1 197H2V196H1ZM1 197H0V200H1ZM14 197H13V199H14ZM16 197H17V195H16ZM20 197H21V199H27V200H28V196H27V197H22V196L20 195ZM31 197H32V195H31ZM56 197H57V196H56ZM3 199H4V196H3ZM27 200H26V202H27ZM40 200H41V197H40ZM42 200H44V197H43ZM42 200H41V201H42ZM51 200L53 201L52 197H51ZM54 200H55V199H54ZM56 200H57V199H56ZM63 200H64V199H63ZM10 201H13V200L11 199ZM14 201H15V199H14ZM16 201H17V200H16ZM19 201H20V200H19ZM23 201L25 202V200H23ZM34 201H35V200L32 199V202H30V201H29V202H30V203H33ZM37 201H38V199H37ZM44 201H45V200H44ZM17 202H18V201H17ZM24 202H23V203H24ZM26 202H25V203H26ZM45 202H46V201H45ZM47 202H48V200H47ZM47 202H46V203H47ZM14 203H16V202H13L12 205H11V204H10V205H11L12 207H14V205H13ZM30 203H28V204L30 205ZM43 203H44V202H43ZM43 203H41V204L44 206ZM46 203H45V204H46ZM36 204H38V202H37ZM52 204H53V203H51V205H52ZM2 205H3V203H2ZM2 205H1V206H2ZM16 205H17V204H16ZM18 205L20 206L19 202H18ZM34 205H35V203H34ZM47 206H49V203H48ZM4 207H6V206H4ZM17 207H18V206H17ZM26 207H27V206H26ZM36 207H37V206H36ZM45 207H46V205L44 206V209H45ZM20 208H21V207H20ZM20 208H17V209H20ZM22 208H23V207H22ZM22 208H21V210H22ZM30 208H31V210H30ZM30 208L28 207V211H27V212H29V210H30L31 212H29V213H32V214H30V215H31V216L35 215V214H33V211H32L33 208H32V207H30ZM46 208H49V207H46ZM1 209H4V208L1 207ZM15 209H16V208H14L13 210H15ZM17 209H16V210H17ZM36 209H37V208H36ZM21 210L15 211V212H16L15 214H17V212H20ZM24 210H25V209H24ZM24 210H22L21 212L25 213ZM39 210H42V208L39 209ZM69 210H70V209H69ZM3 211H4V210H3ZM5 211H6V210H5ZM55 211H56V210H55ZM67 211H68V210H67ZM21 212H20V213H21ZM42 212H43V211H40V214H42ZM3 213H4V212H3ZM6 213H7V212H6ZM37 213H39V211H38ZM68 213H70V212H68ZM1 214H2V212H1ZM1 214H0V215H1ZM53 214H54V213H53ZM76 214H77V213H76ZM20 215L22 216V213H21ZM20 215H19V217H20ZM51 215H52V214H51ZM56 215H59V214H56ZM3 216H4V215H3ZM5 216H8V214L5 215ZM23 216H24V215H23ZM35 216H37V215H35ZM65 216H66V215H65ZM1 217H2V216H1ZM37 217H38V216H37ZM39 217H42V215L39 216ZM45 217H46V216H45ZM56 217H57V216H56ZM56 217H55V218H56ZM66 217H67V216H66ZM71 217H72V216H71ZM71 217H70V218H71ZM2 218L4 219V217H2ZM23 218L25 219V216H24ZM23 218L20 217L21 220H22ZM42 218H43V217H42ZM52 218H54V217H52ZM67 218H68V217H67ZM67 218H66V219H67ZM5 219H6V218H5ZM24 219H23V220H24ZM29 219H30V218H28L27 220L29 221ZM33 219H34V218H33ZM39 219H40V218H39ZM62 219H63V218H62ZM1 220H2V219H1ZM18 220H19V219H18ZM31 220H32V219H30V221H31ZM41 220H42V219H40V222H41ZM58 220L61 221V222H63L62 220H60V217H59ZM24 221H26V220H24ZM28 221H27V222H28ZM32 221H33V220H32ZM42 221H43V220H42ZM50 221H51V219H50ZM50 221H49V225H51V224H50ZM74 221H76V220H74ZM79 221H80V220H79ZM8 222H9V221H8ZM22 222H23V221H22ZM22 222H21V223H22ZM27 222H25V223H27ZM35 222H37V221H35ZM44 222H45V221H43L42 224H44ZM52 222H53V220H52ZM61 222H60V223H61ZM18 223H19V224L16 225V226H18V228H20V227H22V228L24 227V228H26V229L28 228V226L25 227V225H27V224H25L24 222L22 223V226H20V224H21V223H20V220H19ZM63 223H64V222H63ZM0 224H2V222H0ZM3 224H4V223H3ZM7 224H8V223H7ZM9 224H10V223H9ZM23 224H25V225L23 226ZM31 224H32V223H31ZM36 224H37V223H36ZM66 224H68V222H67ZM69 224H70V223H69ZM40 225H41V223L39 224V226H40ZM45 225H46V224H45ZM45 225H44V226H45ZM19 226H20V227H19ZM34 226L37 227L38 225H35V224H34ZM44 226H42V230H43V227H44ZM0 227H1V226H0ZM8 227H9V226H8ZM31 227H33V224H32ZM45 227H47V226H45ZM58 227H59V226H58ZM1 228H2V227H1ZM1 228H0V229H1ZM37 228H38V227H37ZM37 228H36V229H37ZM51 228H52V227H51ZM59 228H60V227H59ZM2 229H3V228H2ZM26 229H25V230H26ZM28 229H32V228L29 227ZM28 229H27V230H28ZM33 229H35V227H34ZM33 229H32V230H33ZM36 229H35L33 232L39 230V229H37V230H36ZM40 229H41V228H40ZM69 229H70V228H69ZM69 229H68V230H69ZM19 230H20V229H18V232H19ZM25 230H24V231H20V232H23V233H24ZM32 230H30V231H32ZM44 230H45V229H44ZM44 230H43V231H44ZM53 230H54V231H51V232H54L53 234H55V237H56L57 230H56L55 228H54ZM6 231L8 232V230H6ZM12 231H13V230H12ZM43 231H42V232H43ZM45 231H46V230H45ZM49 231H50V230H49ZM1 232H4V229H3ZM20 232H19V233H20ZM28 232H29V231H28ZM33 232H32V234H33ZM47 232H48V231H47ZM51 232H50V233H51ZM64 232L66 233V231H64ZM72 232H73V229H72ZM77 232H79V231L77 230ZM29 233H30V232H29ZM36 233H40L39 235L37 234L38 236H40V235L42 234L40 230H39V232H36ZM36 233H35V234H36ZM50 233H49V234H50ZM75 233H76V232H74V234H75ZM2 234L7 235L6 233H1V234H0V237L5 236V235H2ZM45 234H46V233H44L43 235H45ZM47 234H48V233H47ZM74 234L72 235V233H71V236L74 237ZM19 235H20V234H19ZM30 235H31V234H30ZM43 235L40 236L42 239H43V237H42ZM62 235H63V234H62ZM66 235H67V234H66ZM21 236H22V234H21ZM38 236H37V237H38ZM46 236H47V235H46ZM50 236H51V235H50ZM22 237H23V236H22ZM31 237H32V236H31ZM33 237H34V236H33ZM47 237H48V236H47ZM47 237H46V238H47ZM67 237H68V236H67ZM29 238H30V237H29ZM29 238H28V239H29ZM50 238H51V237H50ZM52 238H53V237H52ZM71 238H72V237H71ZM23 239H24V238H23ZM35 239L37 240L36 237H35ZM38 239H39V238H38ZM60 239H61V238H60ZM74 239H75V238H73V240H72V239H71V240L73 241V243H76V242H74ZM0 240H1V241H4V239L2 240V238H1ZM36 240H35V241L33 240V241L36 242ZM39 240H40V239H39ZM45 240H46V239H45ZM55 240H56V239H55ZM55 240L53 239L54 242H55ZM64 240H66V239H64ZM71 240H70V241H71ZM1 241H0V244H3V246L5 245L4 247H6V248H3V249H8V247H9L10 245L7 244L6 241H5L6 243H5V242L2 243ZM16 241H17V240H16ZM46 241H47V240H46ZM51 241H52V240H50V242H51ZM42 242H43V240H41V242H39V244H40L41 246H44V245H42V244H44V243H42ZM48 242H49V240H48ZM61 242H62V241L60 240L59 243L61 244ZM19 243H20V240H19ZM27 243H30V242L27 241ZM36 243H37V242H36ZM41 243H42V244H41ZM45 243H46V242H45ZM6 244L8 245V247H7ZM33 244L35 245V243H33ZM37 244H38V243H37ZM37 244H36V247H37V250H38L39 247L37 246ZM54 244H55V243H54ZM66 244H67V243H66ZM70 244H71V243H68L67 245L70 246ZM45 245H46V244H45ZM56 245H57V244H56ZM75 245H76V244H75ZM0 246H1V245H0ZM3 246L0 247L1 252H2V249H1V248H2ZM20 246H21V244H19V246H17V247L23 249L22 246H21V247H20ZM23 246H24V245H23ZM41 246H40V247H41ZM51 246H52V245H51ZM51 246H50V244H49V246H48L49 249H50V248L52 249ZM63 246H64V245H63ZM69 246H68V247H69ZM11 247H12V246H11ZM48 247H47V249H48ZM53 247L56 248L55 245H53ZM66 247H67V246H66ZM68 247H67L66 249H68ZM41 248H42V247H41ZM62 248H63V247L61 246V249H62ZM13 249H14V248H13ZM13 249H12V251H14ZM44 249H45V248H44ZM49 249H48V250H49ZM56 249H57V248H56ZM63 249H65V248H63ZM69 249L71 250L70 247H69ZM9 250L11 251L10 247H9ZM33 250H34V248H33ZM48 250H45V251H43V252L45 253V252L48 251ZM58 250H59V249H58ZM5 251H6V250H4L3 252H5ZM10 251H8V253L5 252L7 255H6V257L4 256V258H5V259H6V258H11V259H9L8 261H7V259H6V263H5V261H3V260H5V259L2 258V257H0L1 259H3V260L0 261V262H4L5 264H7V263L10 264L13 255H14V257H15V253H17L19 250H18V251H15V253L13 252L14 254H12ZM23 251H24V252H21V253H23V256H24V254L26 255V253L28 252V250H27V252H26L25 250H23ZM54 251L57 253V251H56L55 249H54ZM60 251H61V250H60ZM63 251H65V250H63ZM9 252L11 253L12 257H10ZM25 252H26V253H25ZM34 252H35V251H34ZM34 252L32 251V253H34ZM40 252H41V249H39V254H41ZM43 252H42V253H43ZM51 252H52V251H51ZM32 253L30 254V251H29V253H27V254H28V255H32ZM47 253H50V250H49ZM56 253L54 254L55 256H56ZM18 254H19V253H18ZM18 254H16V257H15V258H17V255H18ZM0 255H1V254H0ZM3 255H5V254H3ZM3 255H1V256H3ZM8 255H9V257H8ZM20 255H21V254H20ZM28 255H26V256H28ZM35 255H36V254L34 253L33 256H35ZM45 255H46V254H45ZM45 255H44V257H43V258H44V261L47 259V258H45ZM47 255H48V254H47ZM47 255H46V256H47ZM54 255H53V256H54ZM62 255H64V254H62ZM21 256H22V255H21ZM49 256H51V255L49 254ZM58 256H59V255H58ZM18 257H19V256H18ZM28 257H30V256H28ZM47 257H48V256H47ZM15 258H13L14 261H15ZM22 258H23V257H22ZM25 258H26V257H25ZM55 258H57V256H56ZM18 260H19V259H18ZM20 260H21V259H20ZM24 260H25V259H24ZM24 260H23V262H24ZM28 260H29V258H28ZM47 260H49V259H47ZM47 260H46V261H47ZM59 260H60V259H59ZM63 260L65 261L64 258H63ZM46 261H45V262H46ZM16 262H17V264H19L20 261H17V259H16V261H15L13 264H15ZM21 262H22V260H21ZM31 262H32L33 264H40L41 261L38 260V259L36 258V256H35V258H33V261L31 260ZM31 262L29 263V262L26 260V264H28V263H29V264H32ZM49 262H50V260H49L48 262H46V263L51 264V263H49ZM51 262H53V257H52V261H51ZM4 263H3V264H4ZM43 263H44V262H43ZM55 263H56V264H59V262L57 263L56 260H55ZM55 263H52V264H55ZM65 263H66V262H64V264H65ZM0 264H1V263H0ZM20 264H21V263H20ZM23 264H25V262H24ZM62 264H63V263H62Z\"/></svg>",
  "mask_w": 264,
  "mask_h": 264
}]
</instances>
